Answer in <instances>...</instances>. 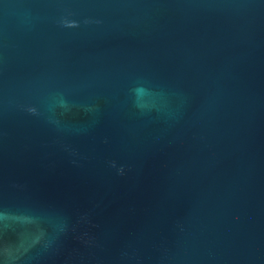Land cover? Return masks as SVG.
<instances>
[{
  "label": "water",
  "instance_id": "1",
  "mask_svg": "<svg viewBox=\"0 0 264 264\" xmlns=\"http://www.w3.org/2000/svg\"><path fill=\"white\" fill-rule=\"evenodd\" d=\"M0 264H264V0H0Z\"/></svg>",
  "mask_w": 264,
  "mask_h": 264
}]
</instances>
